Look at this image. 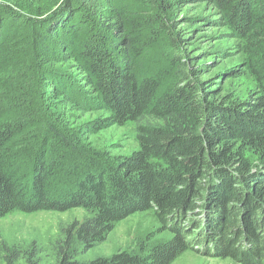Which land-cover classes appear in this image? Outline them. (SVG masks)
<instances>
[{"label": "trees", "instance_id": "obj_1", "mask_svg": "<svg viewBox=\"0 0 264 264\" xmlns=\"http://www.w3.org/2000/svg\"><path fill=\"white\" fill-rule=\"evenodd\" d=\"M209 1L250 57L258 84L252 100L222 94L217 81L199 79V69L165 51L162 67L150 64L159 37L168 48L185 39L169 27L178 0H0V217L88 212L62 228L52 264H171L189 247L246 263L264 253V0ZM65 61L106 111L90 130L131 122L137 149L99 164L67 134L68 124L45 115L46 96L83 97L77 81L53 66ZM26 115L30 129L4 118L25 122ZM150 209L161 221L173 218V237L73 257L74 246L88 250L119 221ZM233 220L239 225L221 243L220 225Z\"/></svg>", "mask_w": 264, "mask_h": 264}, {"label": "rangeland", "instance_id": "obj_2", "mask_svg": "<svg viewBox=\"0 0 264 264\" xmlns=\"http://www.w3.org/2000/svg\"><path fill=\"white\" fill-rule=\"evenodd\" d=\"M168 16L172 19L169 27L173 37L181 35L185 39L179 42L178 47L168 48L164 38L159 37L147 54L150 64L162 67V52L165 51L169 56H177L180 61L199 69V79L217 81V84L213 85L220 87L222 94L237 100H252L257 93L258 84L251 71L250 57L245 52L241 39L225 24L213 4L209 0H178ZM53 66L65 74L64 77L70 76L77 81L80 76L71 61ZM50 83L51 80L45 84L41 83V87L43 86V89L50 87L48 86ZM76 87L83 92L82 98L75 96L65 101L62 97L46 96L45 115L52 122H59L62 126L68 124V129L65 130L67 134L74 135L81 142V146L95 156L99 164L114 161L137 149L135 126L131 122L123 125H109L100 130H90L91 122L105 116L106 111L96 100L90 86H86L85 82L79 80ZM35 115V113L31 114L32 118H35ZM27 117L29 119L25 122L19 116L4 118L12 123L20 120L25 129H30L33 127L30 126L33 120H30L29 115H26ZM237 207L239 206H233L234 209ZM259 214L262 216L263 213ZM86 216L88 212L85 209L73 208L64 212L15 210L0 217V264H7L6 259L13 250L17 253L14 264L31 263L28 260L37 261L38 264L54 263L58 257L55 245L63 237L62 228L75 220L81 221ZM238 225L239 222L235 220L227 226L222 223L219 233L215 236L222 243L223 234L226 235ZM175 228L179 226L173 218L161 221L152 209L139 211L116 223L103 242L88 250H81L74 246L71 253L77 260L83 261L97 256H109L118 250L137 248L140 244L151 245L170 239L173 237L172 230ZM188 232L192 234L186 239L192 241L194 232L186 231L187 234ZM259 233L261 237H264V230ZM242 245L240 244L238 249H241ZM197 247L203 250V246ZM211 253V250L206 254L204 251L189 247L171 264H264L263 252L259 258L248 263L238 255L218 254V256Z\"/></svg>", "mask_w": 264, "mask_h": 264}]
</instances>
